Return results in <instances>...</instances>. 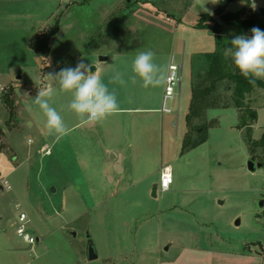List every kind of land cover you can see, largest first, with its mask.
Here are the masks:
<instances>
[{
	"label": "rangeland",
	"instance_id": "1",
	"mask_svg": "<svg viewBox=\"0 0 264 264\" xmlns=\"http://www.w3.org/2000/svg\"><path fill=\"white\" fill-rule=\"evenodd\" d=\"M223 1H227L226 13L242 12L244 18L264 9V0H0V87L6 90L0 96V120L6 129L0 145V175L6 176L12 186L11 191L0 193V216L4 219L0 243L7 252L1 264H104L102 257L88 260L87 237L98 245L100 238L106 242L107 226H113V220L126 222L133 233L138 227L153 226V241L159 236L160 226L171 222L185 231H195V241L202 249L198 254L210 249L226 259L221 264H264V167L255 172L248 168L251 155L246 131L237 128L240 112L233 107L207 111L197 125L215 122L214 126L206 132L200 129L191 137L192 142L204 137L207 141L184 150L194 58L217 47L214 35L196 28L197 22L208 14L223 24L226 36L249 35L220 20L216 12ZM202 4L211 14L202 11ZM58 18L61 32L52 38L51 55L44 59L30 49V42L40 31L53 27ZM135 19L144 20L141 26L129 28L140 42L125 44L127 51L159 47L183 65L181 89L177 88L178 95L168 102L172 110L168 118L175 126L170 127L169 135L164 134L163 153L164 163L171 165L175 185L185 194L198 197L190 208L194 217L178 214L171 220L161 219L156 203L143 197L147 191L141 184L125 192L124 207H113L114 199L105 202L108 192L122 189L128 181L126 173L120 175L117 167L113 168V162L107 165L112 155H98L90 164L85 154L76 155L73 141L71 148L66 142L62 150V140L53 147L54 137L47 136L52 156L37 151L27 156L28 145L30 149L40 145L44 117L38 108L31 112L26 109L23 93L27 91L34 97L45 82L44 75L60 71L69 53L73 58L67 61H72L74 67L81 59L89 63L90 52L102 45L104 38L120 34L123 24ZM18 75L21 80H17ZM9 89L14 90L16 102L13 118L4 103ZM49 102L62 116V92L58 90ZM248 102L257 110L253 139L258 141L264 134V90L256 89ZM15 152L19 156L16 163L12 159ZM255 161L260 163L257 158ZM89 165L92 171L87 170ZM106 166H110L109 173ZM121 176L125 177L124 183L117 184ZM152 180L155 186L151 197L160 176ZM157 192L160 199L162 193ZM143 199L147 207L136 209L137 201ZM16 204L28 214L29 232L39 239L32 250L16 235L20 212ZM146 216L149 223L145 222ZM237 220L240 225H236ZM200 232L205 240L198 235Z\"/></svg>",
	"mask_w": 264,
	"mask_h": 264
},
{
	"label": "crops",
	"instance_id": "2",
	"mask_svg": "<svg viewBox=\"0 0 264 264\" xmlns=\"http://www.w3.org/2000/svg\"><path fill=\"white\" fill-rule=\"evenodd\" d=\"M143 22L144 20L141 19L127 20L123 24L120 34L104 38L102 45L90 52L89 63L99 71L103 82L108 85L109 90H116L120 107V111L117 114L109 116L102 122L82 124L76 114L68 109V104L73 98L72 93L62 92V117L65 124L71 129L70 134L62 139V150L64 144L67 145V143L71 148V142L73 141L75 151H77L76 155L83 156L85 154L87 163L93 164L92 162L95 159L92 158H96L98 155L107 157L112 155L111 160L109 159L106 162L107 165L113 162L114 168V166L117 167L116 161L120 160V170L118 172L120 175H125L126 173L128 181H126L127 184L122 189L110 191L107 196L105 195V202H111L114 199L115 204L113 207L118 204L124 207L125 192L141 184L144 186V192L147 191V195L143 193V197L145 199L148 197L156 203V213L161 219L169 218L171 220L173 216H179L178 214H186L187 216L191 214L194 217V213L190 208L198 200V197L185 194V191L175 185V178L170 190L162 193L160 199H157L158 196L151 197L150 195L151 188L155 186L152 180L153 177L160 176L162 167L171 166L169 163H164L163 139L164 134L169 135L170 127H174L175 124L174 121L168 118L172 112L165 113L161 111L165 85L146 89L141 86L139 80L135 85L130 82L125 85L109 83L114 71L124 73L126 81L128 76L131 75V64L137 52L127 51L125 44L140 42L138 36L131 35V31L134 30L129 28L141 26ZM87 40L88 38L84 41ZM153 51L156 53L155 62L168 68L171 56L174 55L165 52L159 47ZM72 56L73 53L65 56L66 62H64L62 68H74L73 62L67 61L73 58ZM101 56L108 57L110 60L100 62L98 58ZM120 61L122 65H119ZM7 131H10V127H8ZM80 131L82 134L79 133ZM42 136L40 145L37 148L30 149L31 145H28V157L31 151L44 152L45 156H52L53 150L51 146L55 147L58 142L52 139L50 146L47 141L48 137L43 134ZM64 139L65 142L63 143ZM15 155V157H11L16 163L19 161V156L16 152ZM109 169L110 166L105 167L106 171ZM87 170L92 171L90 165ZM124 180L125 177H119L117 184L124 183ZM145 199H143V202L137 201L136 209H145L144 207H147ZM121 205L119 208L122 211ZM148 216H146L145 222L149 223ZM202 218H206V216L202 215ZM3 221V217L0 216V226ZM194 222L196 225L198 224L196 220ZM145 224L147 225V223ZM112 225L107 226L109 229L106 230V242L100 238L98 245L93 240L98 252V259L102 257L104 264H221V261H226V259L217 257L215 251L210 249H203V253L198 254L202 249L199 248L200 242L197 243L195 241V236L197 235L195 231H185V229H180L177 224L171 222L166 226H160V229H158L159 236L156 241L152 239V235L156 232L153 226L138 227L133 233L132 230L127 229L128 224L124 221L115 223L113 220ZM96 231H99L98 233L100 234L98 226H96ZM198 235L203 239L206 237L202 232L198 233ZM32 249L31 247L28 248V250ZM5 250L3 244L0 243V264L4 260L5 253H7Z\"/></svg>",
	"mask_w": 264,
	"mask_h": 264
},
{
	"label": "clouds",
	"instance_id": "3",
	"mask_svg": "<svg viewBox=\"0 0 264 264\" xmlns=\"http://www.w3.org/2000/svg\"><path fill=\"white\" fill-rule=\"evenodd\" d=\"M204 5H201L202 11L211 14ZM250 32L251 35H234L230 40V47H225L223 54L254 85L256 80L264 79V30L253 27ZM155 56L156 53L151 49L137 51L128 80L124 79V73L114 71L109 83L125 85L130 82L135 85L139 80L146 89L164 86L168 81V68L157 64ZM92 68L91 63L81 59L74 68L65 67L58 72L45 74V82L37 88L34 97L27 91L23 93L26 109L31 112L33 108H38L44 117L41 128L43 135L53 136L55 142H59L70 134L71 129L65 124L60 112L49 102L58 90L72 93L68 109L76 114L82 124L102 122L120 111L116 90L110 91L99 71H92Z\"/></svg>",
	"mask_w": 264,
	"mask_h": 264
},
{
	"label": "trees",
	"instance_id": "4",
	"mask_svg": "<svg viewBox=\"0 0 264 264\" xmlns=\"http://www.w3.org/2000/svg\"><path fill=\"white\" fill-rule=\"evenodd\" d=\"M226 5L227 1L221 2L216 12L225 25L232 26L240 32H248L249 35H251L250 30L253 27L264 30V9L244 18L242 12L226 13ZM196 28L210 31L216 39L217 47L213 52L202 53L194 58L191 80L192 98L186 116L188 133L184 142V150L196 148L207 141L205 137L198 141L192 142L191 140L195 132H199L200 129L202 132H206L214 126L215 122L210 126L197 125V121L201 120L207 111L233 107L241 114V121L237 128L246 131L245 138L251 157L259 159L264 167V134L258 141L253 139V126L258 114L257 110L248 102V96L256 89L264 90V81L258 79L254 85L249 83V80L235 68L232 60L225 58L223 50L225 47H230L232 38L224 34L223 24L220 21L205 14L200 17ZM59 32L60 18L57 19L53 27L40 31L32 39L30 49L44 59H48L51 55L50 41ZM4 103L13 118L16 108L13 89L7 91Z\"/></svg>",
	"mask_w": 264,
	"mask_h": 264
},
{
	"label": "built area",
	"instance_id": "5",
	"mask_svg": "<svg viewBox=\"0 0 264 264\" xmlns=\"http://www.w3.org/2000/svg\"><path fill=\"white\" fill-rule=\"evenodd\" d=\"M168 81L165 84V91L162 100V112L171 113L172 110L168 107V102L173 100L177 95V88L181 89V73H182V65L177 64L175 57L171 56L170 64L168 67ZM5 88L0 87V96L5 93ZM5 129L4 122L0 120V145L2 142V132ZM32 142V141H31ZM174 182L173 171L170 166L162 167L160 171V183L158 187V191L161 193L167 192L170 190L171 186ZM12 190V186L10 181L6 176L0 175V193L9 192ZM15 208L20 210L19 215L17 217V222L15 224V232L16 235L21 238L29 247L33 248L35 244L39 241L38 238L33 236L29 232V226L31 224V219L25 211L21 210V205L16 204Z\"/></svg>",
	"mask_w": 264,
	"mask_h": 264
},
{
	"label": "water",
	"instance_id": "6",
	"mask_svg": "<svg viewBox=\"0 0 264 264\" xmlns=\"http://www.w3.org/2000/svg\"><path fill=\"white\" fill-rule=\"evenodd\" d=\"M228 1L232 2V1H235V0H228ZM99 60H100V62H106V61H109L110 58L105 57V56H101V57H99ZM95 70H96V68L93 67L92 71H95ZM17 80H21V76L20 75H18ZM116 163H117V169L120 170V160L118 159L116 161ZM261 167H263L262 163H256L254 157L250 158V160L248 162V168H249V170L251 172H255L256 168H261ZM157 189H158V187L155 188V190L153 192V197L157 196V194H156L157 193ZM263 205H264V202L261 203V206H263ZM236 225H240V220H237ZM87 238H88V244H87V249H86V255H87L88 260L90 262H93V261H96L98 259V252H97V249H96V246H95L93 240L90 238L89 235H88Z\"/></svg>",
	"mask_w": 264,
	"mask_h": 264
}]
</instances>
